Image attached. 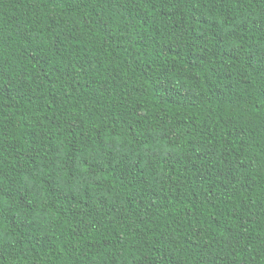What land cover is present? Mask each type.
<instances>
[{"label":"trees","instance_id":"obj_1","mask_svg":"<svg viewBox=\"0 0 264 264\" xmlns=\"http://www.w3.org/2000/svg\"><path fill=\"white\" fill-rule=\"evenodd\" d=\"M0 264H264V0H0Z\"/></svg>","mask_w":264,"mask_h":264}]
</instances>
